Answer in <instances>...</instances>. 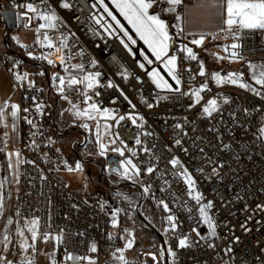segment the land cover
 Segmentation results:
<instances>
[{
  "label": "built area",
  "instance_id": "built-area-1",
  "mask_svg": "<svg viewBox=\"0 0 264 264\" xmlns=\"http://www.w3.org/2000/svg\"><path fill=\"white\" fill-rule=\"evenodd\" d=\"M189 1L181 0L175 11H168L172 6L167 0H159L164 2V12L168 14L163 20L172 37L168 55L177 57L180 80L177 84L161 60L152 55L148 59L153 63H147L137 46V35L127 42L126 48L124 33L93 0H0V26L4 31L0 32V67L19 95L21 152L18 186L11 193L0 151L2 218L10 206L13 210L10 243L6 252L0 251V256L13 264H23L25 258L31 259L32 264H41L45 236L55 235L60 237L54 256L56 264H65L66 252L73 253L70 264H88L89 260L94 264H123L117 258L121 255L117 249L123 250V244L113 233L118 209L95 194L74 190L67 178L68 173L84 172V160L92 157L100 159L104 174L135 185L143 203L154 200L167 215L163 228L152 225L158 240L152 249L143 251L139 262L134 264H264V87L255 84L249 68L250 63L264 65V30H244L238 33L239 39L225 38L220 31L203 35L201 45L192 44L191 41L200 39L201 34H189L183 26ZM29 3L41 11L54 12L58 17L56 27L40 29L37 33L36 29L45 21L27 10ZM64 3L70 7H63ZM5 9H13L17 17L16 27L10 29L33 31L32 41H15L19 51H13L9 42L8 46L4 43L8 32H5L2 18ZM21 14L24 18L19 25ZM45 33L56 48H60L63 64L60 60L48 63L49 57L55 59L57 51L37 42L38 37L43 40ZM232 43L239 47L225 52V46ZM181 45L192 48L197 58L189 59L186 52L180 50ZM233 51L238 54L235 58L231 56ZM28 53H41L48 59L36 61L28 57ZM218 57L224 59L219 61ZM81 64L83 70L72 67ZM140 64H144V68ZM201 64L205 75L199 74ZM38 67L42 72L35 70ZM154 68L161 71L172 90L156 87L148 76ZM47 70L52 75L45 83L43 75ZM97 72L100 73L98 86L86 89L85 84L77 85L91 97L85 103L83 96L84 107L96 103L101 111L111 110L114 119H104L100 115L97 120L86 119L88 128H83L78 142L80 152L75 160H68L57 148L52 98L60 93L59 77L67 81L70 75L82 77ZM25 73L26 79H17ZM229 73L242 74V82L251 84L260 95L238 84H218L213 77V74L227 77ZM109 83L112 87L107 86ZM205 84L207 88L200 93L197 103L194 90ZM211 99L217 100L218 108L209 116L203 109ZM121 116L125 118L119 120ZM129 116L136 118L135 124ZM97 122L100 142L107 145L103 156L99 154ZM105 124L111 126L107 132ZM113 139L115 144L110 142ZM114 147L123 148L124 155L113 152ZM128 159L140 169L139 175L131 179L122 175L124 169L120 166ZM172 159H178L188 170L195 182L194 188L190 189L180 174L183 168L173 167ZM77 163L81 165L80 170H76ZM116 164L121 168L120 174L110 171ZM149 167L153 172L147 171ZM129 175H132L131 170ZM197 193L202 197L199 204L192 198ZM209 202L212 207L207 212L215 224V236L210 234L199 213V207ZM169 215L175 217V230L167 220ZM34 219L38 221L37 240L34 249L25 251L21 243L25 239L33 243L27 224ZM18 227L23 237L18 235ZM184 237L189 243L181 248L179 240ZM93 245L94 252L91 251ZM169 249L175 253L174 257ZM122 254L127 264H132L124 250ZM80 257L88 259L81 261Z\"/></svg>",
  "mask_w": 264,
  "mask_h": 264
},
{
  "label": "snow or ice",
  "instance_id": "snow-or-ice-1",
  "mask_svg": "<svg viewBox=\"0 0 264 264\" xmlns=\"http://www.w3.org/2000/svg\"><path fill=\"white\" fill-rule=\"evenodd\" d=\"M155 0H113V3L116 5L117 9L120 11V13L128 20L129 24L132 25V27L135 29L136 33L139 35L140 39L144 41V43L148 46V48L151 50V53L153 56H155L156 60H161L163 62L164 68L167 70L168 75L172 77L173 80L176 81L177 84L180 83V80L177 76V57L175 55L169 56V41L172 39V37L169 35L168 31V25L164 20L160 18L159 15L156 14H150L149 9L153 7V3ZM100 3L103 4V0H100ZM167 3L171 5L168 9V11H175V6L181 4V0H167ZM65 8L70 7L68 3H64L62 5ZM95 6V5H94ZM219 6L224 9V19H223V25L220 29L221 32L225 34V38L228 36H232L233 39H239V32H242L244 30H264V0H221L220 4L214 5ZM27 10L29 12L35 13L36 16L40 19L45 21V23H42L39 25V27L36 29L37 33L40 32V29L44 28H55L56 27V21L58 20V17L55 15L54 12H46L41 11L38 7L34 6L33 4L29 3L27 5ZM105 11H108L107 7L105 6ZM110 16L112 15L111 12L108 13ZM31 19V17H29ZM113 19L115 17L113 16ZM177 19H180L179 16H177ZM97 23H100L99 20H97ZM117 24H119V21H117ZM27 26V25H25ZM111 27V25H109ZM122 30V29H121ZM182 31V29H181ZM125 36H127V32L124 33ZM128 39L131 40L132 38L128 36ZM204 36L201 34L200 39H193L191 41L192 44L195 45H201L203 43ZM37 42L40 43L42 46L47 48H56V46L53 44L47 33L44 34L43 40H40L39 37L37 39ZM121 43L124 44V41L121 40ZM132 43L134 44L135 41L132 40ZM64 46V40H61V47ZM126 48H128L127 44H124ZM239 45L237 43H232L231 45H227L224 48V51L227 52L229 48L236 49ZM180 50L186 52L187 57L189 59L195 60L196 54L193 52L192 48L187 47V45H181ZM56 51L59 52L60 48H56ZM131 51V49H129ZM231 56L233 58L237 57L238 54L233 51L231 53ZM167 57V59H164ZM41 59H48V56H42ZM219 59H224V57H218ZM145 60H147L148 64H152L153 61L148 59L147 56H145ZM61 64L64 63V57H60ZM49 64H52V60H48ZM93 64L95 62L93 61ZM73 68H78L83 70V65H73ZM141 68H144V64H140ZM249 68L252 70V79L254 80L255 84L260 85L261 87H264V65H254L249 64ZM65 71H68L67 68H65ZM200 75H205L203 64H201L200 69ZM100 76V73H88L87 75H84L82 77H77L75 75H70L67 80V87L72 88L74 85L78 84H85L86 89H92L96 86H98V77ZM148 76L151 78L152 82L156 85L157 88H166L169 90H172V85L168 83L167 80L161 76L160 72L157 69H152L150 72H148ZM27 73L24 74V76H17L18 80L26 79ZM214 79L218 84L229 82L232 84H238L239 87L248 89L250 91L255 92L257 95H260L259 90L254 88L251 84L242 82V74L237 73H229L227 77H222L219 74H213ZM86 82V83H85ZM59 90L61 93L64 92V86H65V78L59 77ZM108 87H112V84L109 83L107 85ZM207 88V85H202L199 89L194 90V95L196 97V102L199 103L201 96L200 93L204 91V89ZM99 93H97L98 95ZM85 97V103H87L91 97L87 95V92L81 93ZM64 99H68L67 96L63 97ZM127 99V97H125ZM69 103H72L69 100ZM8 107L7 102L4 103V105H0V122H2L5 119V109ZM39 109V105L37 106ZM73 109H75L74 115L77 117H85L88 120H97V115H100L104 119H114L112 116V112L109 109H101L96 103L88 104V107L85 108L83 111L79 110L75 104L72 105ZM218 105L217 100L211 99L207 102V106L203 109V111L208 114L209 116L212 115L213 112L217 111ZM19 111V106L12 104L11 105V112L10 115L13 119L17 117ZM125 117L121 116L119 117V120H123ZM129 119L132 120V123H136V118L129 116ZM142 119V118H141ZM119 120L117 123H119ZM29 124H31V121H28ZM7 126V125H5ZM15 125H13L14 127ZM84 128H88V124L81 125ZM97 142L100 145V155H105V152L107 151V145L100 142V125L99 122H97ZM111 126L108 124L104 125L105 132L109 130ZM264 131V129H262ZM7 135V134H5ZM118 139V137H117ZM112 144L116 143V140L113 139L110 141ZM121 143H123L121 141ZM136 143L139 144L140 140L137 139ZM177 144L180 143L178 140L176 142ZM113 152L119 153L121 156L124 155L123 148L120 147H114L111 149ZM0 151H3V149H0ZM135 154V153H133ZM13 155L12 153H9V156ZM15 155L19 157V152H16ZM21 161L18 159L17 164H19ZM170 163L173 165V167L179 166L180 168H183V165H181L180 161L178 159H172ZM12 165L9 164V167ZM123 167L124 171L122 175L128 177L129 179L132 178L133 175H139L140 169L135 165L131 159H128L120 165ZM81 165L79 163L76 164V170H80ZM132 172V175H129V172ZM153 168L149 167L147 171L149 173L153 172ZM69 171H73L72 168H69ZM183 175L185 182L188 184L189 188H194L195 182L192 179L191 175L188 173V170L186 168H183V171L180 173ZM2 183H0V187H2ZM145 191H148L146 188ZM189 195H191V191L189 192ZM196 202L199 204L200 200L202 199L201 195L197 193L195 196L192 197ZM163 203V202H161ZM167 204H164L165 210H167ZM212 207L211 202H209L206 205H201L199 207V213L200 216L203 218V222L208 225V228L210 230V234L212 236L216 235L215 230V224L212 221L211 217L208 215L207 209H210ZM3 212V197L0 196V214ZM168 222L171 225V228L175 230L176 224H175V217L172 215H169L167 217ZM12 220L11 218L8 219V224H11ZM116 221L113 220V224L115 225ZM28 231L31 233V240L32 244H29L28 241L25 239L21 243V248L27 251L29 248L35 247L34 242L37 240L38 232V221L32 220L30 224H27ZM17 233L21 237L24 236L23 231L18 227ZM199 235V233H197ZM47 236H45V240H47ZM60 237H57V240H59ZM8 243H9V236L7 234V228L5 229V234L3 236V239L0 240V244L4 245V250L7 251L8 249ZM133 241L129 240L126 244V247H131ZM188 238L184 237L179 240V246L181 248L188 246ZM231 249H229L230 251ZM91 251H96L95 245L91 247ZM118 252L121 253L119 257H117L120 261L123 262V264H127V261H125V258L123 256V250L117 249ZM169 254L173 257L175 256V253L171 251V249L168 250ZM161 255H163V250H161ZM73 253L66 252V255L64 257L65 264H70V261L72 260ZM87 257H80V260H87ZM153 259L155 260L156 257L153 256ZM0 264H13V261L7 260L6 257L0 256ZM23 264H32V260L29 258H25V261ZM53 264H56L55 260H53ZM88 264H94V261L89 260Z\"/></svg>",
  "mask_w": 264,
  "mask_h": 264
},
{
  "label": "rangeland",
  "instance_id": "rangeland-1",
  "mask_svg": "<svg viewBox=\"0 0 264 264\" xmlns=\"http://www.w3.org/2000/svg\"><path fill=\"white\" fill-rule=\"evenodd\" d=\"M155 1L157 2L153 3V7L149 9V12L150 14L161 12L162 15L160 18L163 20L168 16V14L164 12L165 4L164 2L160 3L159 0ZM193 1L195 0H190L188 4ZM113 6L117 12L121 14L114 3ZM99 9L104 15L108 16V11H105L104 7H99ZM121 16L124 18L122 14ZM118 27L124 32V27ZM0 32L4 33V31ZM6 35L7 38H9V47L13 51L20 50V47L16 46L15 41L28 43L34 38L33 31L30 29L12 30L9 28ZM11 37H15L16 40ZM218 60L221 61V59ZM35 70L42 72L39 67ZM51 75L52 73L50 70L45 71L43 75L45 83L51 79ZM4 77L6 78L5 75ZM81 93H83V91L80 86L74 85L70 89L67 87V81H65L64 92H60L59 94L56 93L52 98L56 116L54 126L58 132L57 148L68 160H75L76 154L80 152L81 145H78V142L81 141L84 128L81 125L86 122L85 117H77L74 115L75 109L72 107V105L75 104L79 110L83 111L85 109L83 95H81ZM64 96H67L68 99H64ZM69 100L72 103H69ZM99 160L100 159L92 157L84 160V172L68 173L67 178L74 190L83 192L84 194H95L118 209V214L114 217L116 223L113 226V233L120 238L128 261L132 264L137 263L141 258V253L152 249L153 243L158 240L156 230L152 225L157 228H163L167 215L156 201L148 199L143 203L141 201L140 192L135 185L125 182L118 177L104 174L100 168ZM12 216L13 210L11 207L8 218L1 219L0 240L3 239L6 228L10 240V232L13 226L8 224V219ZM55 240V236H52L47 242H43L42 256L45 255V253L47 257H51L54 254L56 249ZM129 240L133 241L132 246L126 247ZM45 249L46 252H44ZM0 251H2V253L6 252L3 244H0ZM105 258L106 256L102 257L103 260H105ZM114 261L116 262L117 259L115 258Z\"/></svg>",
  "mask_w": 264,
  "mask_h": 264
},
{
  "label": "crops",
  "instance_id": "crops-1",
  "mask_svg": "<svg viewBox=\"0 0 264 264\" xmlns=\"http://www.w3.org/2000/svg\"><path fill=\"white\" fill-rule=\"evenodd\" d=\"M221 0H195L185 7L184 12V28L189 34H213L220 32V29L224 27V9L219 6ZM3 27L0 26V31ZM0 36V40H1ZM6 76V78L4 77ZM7 102L8 107L5 109V119L0 122V145L2 146V160L3 170L8 176L10 184H12L11 193H14L18 186L20 163L17 164V160L21 161L20 152V132H19V111L17 117L13 119L10 115L11 105L15 104L19 106V95L14 89L13 84L6 74V72L0 67V105H4ZM7 125V126H5ZM13 125H15L13 127ZM7 134V135H5ZM19 152V157L15 155ZM9 153L13 155L9 156ZM9 164L12 166L9 167ZM1 183V180H0ZM1 190V187H0ZM11 206L4 215V219L8 218ZM2 215L0 214V222ZM51 235L47 238H51ZM56 249L51 257H47L46 253L42 256L41 264H53L54 256L58 252L57 238L55 236ZM44 240V242H47ZM46 252V249L45 251Z\"/></svg>",
  "mask_w": 264,
  "mask_h": 264
},
{
  "label": "bare ground",
  "instance_id": "bare-ground-1",
  "mask_svg": "<svg viewBox=\"0 0 264 264\" xmlns=\"http://www.w3.org/2000/svg\"><path fill=\"white\" fill-rule=\"evenodd\" d=\"M100 8H105V6L107 7V9H108V13L109 12H111L112 13V15L110 16L109 14H108V18H110L111 19V21L112 22H114L116 25H118V26H121V27H124V32L123 33H125V32H127V36H125V42H126V44H127V42L129 41V39H128V36H130L131 38L132 37H135V35H137L138 36V38H139V42H138V47L139 48H141V51H140V53H141V55L143 56V57H145V56H147L148 58L149 57H151L153 54L151 53V50L148 48V46L144 43V41L143 40H141L140 39V37H139V35L136 33V31H135V29L132 27V25L131 24H129V22H128V20L124 17H122L121 16V14H119L118 12H117V10L115 9V7L113 6V0H103V4H101L100 3V0H93ZM113 16L115 17V19H113ZM117 21H119V24H117ZM183 26H184V19H183ZM60 57H61V54H60V52H56L55 53V59H53V58H50L49 57V59L50 60H53V61H59L60 60ZM48 59V60H49ZM164 59H167L166 57L164 58ZM160 74H161V76H163V78H165L164 77V75L161 73V71H160Z\"/></svg>",
  "mask_w": 264,
  "mask_h": 264
},
{
  "label": "water",
  "instance_id": "water-1",
  "mask_svg": "<svg viewBox=\"0 0 264 264\" xmlns=\"http://www.w3.org/2000/svg\"><path fill=\"white\" fill-rule=\"evenodd\" d=\"M2 18H3V21L5 22V26H4V29H5V32L8 31V28H15L16 25H17V17H16V14H15V11L13 9H5L2 11ZM23 18H24V15L21 14L20 16H18V23L19 25H22L23 23ZM30 23H28L29 25ZM4 43L6 46H8V41H7V36L5 35L4 36ZM28 57L36 60V61H41V58L42 55L41 53L39 54H34V53H28L27 54ZM34 85V83H33ZM110 171L113 172V173H116V174H120L121 173V168L118 164L112 166L110 168ZM152 257L155 256L154 254H150Z\"/></svg>",
  "mask_w": 264,
  "mask_h": 264
}]
</instances>
